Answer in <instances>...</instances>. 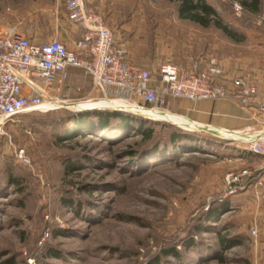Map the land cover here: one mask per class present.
Here are the masks:
<instances>
[{"label":"rangeland","instance_id":"rangeland-1","mask_svg":"<svg viewBox=\"0 0 264 264\" xmlns=\"http://www.w3.org/2000/svg\"><path fill=\"white\" fill-rule=\"evenodd\" d=\"M241 1L209 0L224 23L244 37L242 42L214 27L180 20L176 5L168 0H94L98 5L91 9L127 46L130 60L154 77L165 65L201 69L216 65L230 76L245 75L260 89L264 0L259 14L249 12ZM56 8L55 0H0V32L15 28L34 41L49 42L57 24ZM62 87L60 99L78 103L94 98L92 83L81 71L70 74ZM184 102L189 101L163 109L188 120L179 106ZM93 107L99 106L84 108ZM68 112L76 113L65 107L22 115L0 136V264L10 258L14 264H150L157 258L161 264H179V258L164 252L184 249L194 228L224 200L230 174L243 175L236 186L244 190L230 197L237 200L235 206L213 220L207 233H199L200 246L186 252L183 264H264V191L253 187L264 163L239 156L243 144L206 131L202 134L218 142L210 148L215 154L186 153L177 162L140 171L130 154L142 141L138 136L113 147L91 138L59 141L64 136L61 120ZM155 114L174 120L160 122L188 127L173 115ZM220 135L230 137L228 132ZM21 150L28 165L18 159ZM82 158L94 160L68 174L65 162ZM11 177L21 182V194L10 187ZM63 199L83 202L85 207L89 202L93 208L89 216L77 215ZM255 228L258 236L252 234ZM220 236L235 243L221 247ZM219 256L226 262H218Z\"/></svg>","mask_w":264,"mask_h":264},{"label":"built area","instance_id":"built-area-1","mask_svg":"<svg viewBox=\"0 0 264 264\" xmlns=\"http://www.w3.org/2000/svg\"><path fill=\"white\" fill-rule=\"evenodd\" d=\"M66 10V21L76 28L78 35L73 47L59 37L39 43L15 28L0 32V136L17 117L75 105L59 98L68 69L81 70L90 77L93 101L110 103L121 113L136 117L154 119L148 113L166 112L163 108L170 99L193 103L230 99L264 117L259 87L245 75L230 76L216 65L205 69L198 65L193 68L165 65L154 77L150 70L129 60L125 45L107 26L104 17L88 8L84 0H66ZM204 129L243 144L247 154L264 160V125L258 132ZM219 131L233 137L224 138ZM239 133L244 136L236 138ZM18 159L29 164L24 150L19 152ZM242 176H227L229 191L224 199L244 190L236 186ZM257 185L264 188V170ZM252 234L258 236V229Z\"/></svg>","mask_w":264,"mask_h":264},{"label":"trees","instance_id":"trees-1","mask_svg":"<svg viewBox=\"0 0 264 264\" xmlns=\"http://www.w3.org/2000/svg\"><path fill=\"white\" fill-rule=\"evenodd\" d=\"M168 1L176 5V11L180 20L193 23L204 29L214 27L235 42H242L244 40V37L240 33L230 25L224 23L222 17L209 0ZM241 4L251 13L259 14L261 12L262 0H242ZM104 20L106 22L105 18ZM82 107L85 106L76 108L81 109ZM61 121L64 136L59 141L91 138L106 143L107 147H113L137 136L142 138L141 143L137 142L134 150L130 152L134 166L139 168L140 171L156 164L165 165L177 162L186 153L196 154L198 152L204 153L209 151L211 154H215V150H210V148L215 147L218 143L214 138L206 134L187 132L166 122H156L114 111H92L77 114L68 112L63 116ZM239 153V156H247L249 157L248 159H260L259 157L247 154L242 148H240ZM93 160L92 158H82L76 163L75 159H69L65 162L66 172L70 174L75 170H81ZM9 183L10 187H15L18 194L22 193V188H20L21 182L17 178L11 177ZM89 193L91 194V191ZM236 201L229 198L217 202L211 212L200 222L202 224L194 228L193 238H190L183 244V250L179 252L173 249L166 250L164 254L179 258V264L185 263L186 252L200 246L199 233H207L210 227L208 225L222 214L230 211L235 206ZM63 204L73 209L77 215L85 212L89 216L93 208V204L89 202L85 207L83 202L76 203L74 200L69 199H63ZM219 243L221 247L225 248L226 245H232L235 242L229 238L220 236ZM14 262L13 258H10L6 264H14ZM218 262L225 263V257L219 256ZM150 264H161V260L160 258L154 259Z\"/></svg>","mask_w":264,"mask_h":264},{"label":"crops","instance_id":"crops-1","mask_svg":"<svg viewBox=\"0 0 264 264\" xmlns=\"http://www.w3.org/2000/svg\"><path fill=\"white\" fill-rule=\"evenodd\" d=\"M88 8H92L96 4L94 0H84ZM57 4L56 10V26L53 28L52 36L59 37L61 41L68 44L70 47L74 46V42L77 39V30L75 27L68 24L66 21V0H55ZM98 5V3L96 4ZM61 13L59 12V7H61ZM61 20L66 21L65 24L60 23ZM64 25V26H63ZM115 34V33H114ZM117 37V36H116ZM118 39V38H117ZM119 40V39H118ZM120 41V40H119ZM121 42V41H120ZM121 44H124L121 42ZM125 45V44H124ZM127 48V46L125 45ZM128 52L129 49L127 48ZM74 71H81L76 69H68L65 75V78L62 82L61 89H63V85L68 82L69 75ZM82 72V71H81ZM84 73V72H83ZM90 79V77L87 76ZM91 81V79H90ZM92 83V82H91ZM264 84V82H262ZM259 100H263L264 102V86H261L259 89ZM179 100L170 99V103H175ZM106 102H98L92 101L91 103L79 104L74 107L81 106H103ZM168 104V105H169ZM181 107V111L185 117L188 118L190 122L202 125L201 128H215L219 130H230L236 132H245L247 130H251L254 132H258L262 126L264 125V117L259 115L254 109L244 108L239 103L234 102L230 99H223L218 101H203L198 103L193 102H184L179 105ZM173 115L171 113H167ZM175 116V115H173ZM179 118V123L183 125H188V127H192L190 122L180 116H175ZM225 132V131H220ZM228 136V135H227ZM230 137H233V134H230ZM250 161H256L259 163H264L262 158H253ZM255 190L258 191L263 190V187H259L258 185L253 186ZM264 256V254H263ZM258 264V262H256Z\"/></svg>","mask_w":264,"mask_h":264},{"label":"water","instance_id":"water-1","mask_svg":"<svg viewBox=\"0 0 264 264\" xmlns=\"http://www.w3.org/2000/svg\"><path fill=\"white\" fill-rule=\"evenodd\" d=\"M91 100L92 99H85V100L80 101V102H86V101H91ZM80 102L76 103L75 105L79 104ZM69 109L75 110L76 113H84V112H92V111H114V112H120V110L117 107L113 106V105H110V106H107V107H103V108H99V109H93V110H77L76 108H72V106ZM144 119L160 122L159 120H156V119H150V118H144ZM161 122H166V121H161ZM166 123H170V124L175 125V126L178 125V124H175V123H172V122H166ZM178 126L181 127V128H184V130H186L187 132H192V133H203V132L208 131V130H206L204 128L195 129L193 127L190 128V127H182L180 125H178Z\"/></svg>","mask_w":264,"mask_h":264},{"label":"bare ground","instance_id":"bare-ground-1","mask_svg":"<svg viewBox=\"0 0 264 264\" xmlns=\"http://www.w3.org/2000/svg\"><path fill=\"white\" fill-rule=\"evenodd\" d=\"M89 102V101H88ZM85 103V102H84ZM111 104L110 103H105V105L103 106H99V107H93V108H84L82 107L81 109H77V110H93V109H99V108H103V107H107V106H110ZM74 106L76 105H73L72 108H75ZM165 113H169V112H165ZM149 116L153 117L154 119L156 120H166V121H174L173 118L171 116H161L159 114H155V113H148ZM242 135V134H241ZM244 135V134H243ZM238 136H236L237 138ZM239 138V137H238Z\"/></svg>","mask_w":264,"mask_h":264}]
</instances>
